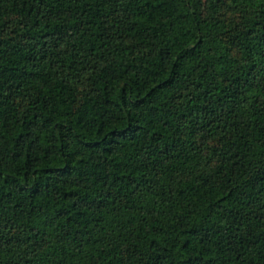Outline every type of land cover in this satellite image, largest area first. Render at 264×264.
Returning a JSON list of instances; mask_svg holds the SVG:
<instances>
[{
    "label": "trees",
    "instance_id": "16d2710c",
    "mask_svg": "<svg viewBox=\"0 0 264 264\" xmlns=\"http://www.w3.org/2000/svg\"><path fill=\"white\" fill-rule=\"evenodd\" d=\"M0 264H264V0H0Z\"/></svg>",
    "mask_w": 264,
    "mask_h": 264
}]
</instances>
